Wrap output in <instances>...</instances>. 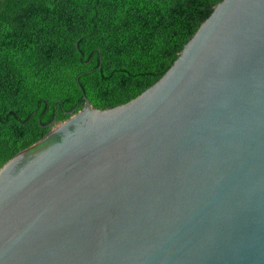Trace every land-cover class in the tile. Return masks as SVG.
<instances>
[{"label": "water", "instance_id": "water-1", "mask_svg": "<svg viewBox=\"0 0 264 264\" xmlns=\"http://www.w3.org/2000/svg\"><path fill=\"white\" fill-rule=\"evenodd\" d=\"M0 264H264V0H223L152 87L0 170Z\"/></svg>", "mask_w": 264, "mask_h": 264}, {"label": "trees", "instance_id": "trees-1", "mask_svg": "<svg viewBox=\"0 0 264 264\" xmlns=\"http://www.w3.org/2000/svg\"><path fill=\"white\" fill-rule=\"evenodd\" d=\"M223 0H0V170L84 108L135 99Z\"/></svg>", "mask_w": 264, "mask_h": 264}, {"label": "clouds", "instance_id": "clouds-1", "mask_svg": "<svg viewBox=\"0 0 264 264\" xmlns=\"http://www.w3.org/2000/svg\"><path fill=\"white\" fill-rule=\"evenodd\" d=\"M182 52V51H181Z\"/></svg>", "mask_w": 264, "mask_h": 264}]
</instances>
